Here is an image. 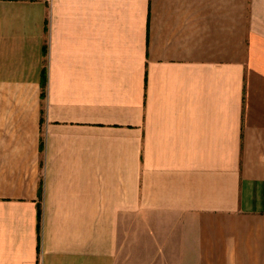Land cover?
I'll return each instance as SVG.
<instances>
[{
    "label": "crops",
    "instance_id": "crops-1",
    "mask_svg": "<svg viewBox=\"0 0 264 264\" xmlns=\"http://www.w3.org/2000/svg\"><path fill=\"white\" fill-rule=\"evenodd\" d=\"M0 264H264V0H0Z\"/></svg>",
    "mask_w": 264,
    "mask_h": 264
},
{
    "label": "trees",
    "instance_id": "trees-1",
    "mask_svg": "<svg viewBox=\"0 0 264 264\" xmlns=\"http://www.w3.org/2000/svg\"><path fill=\"white\" fill-rule=\"evenodd\" d=\"M45 81H46V72L45 70H42L41 72V80H40V87H41V93H40V98H43V88L45 86ZM39 220H40V212H37V230L39 229Z\"/></svg>",
    "mask_w": 264,
    "mask_h": 264
}]
</instances>
